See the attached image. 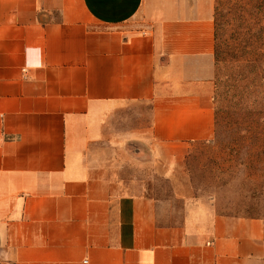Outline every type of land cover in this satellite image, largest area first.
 <instances>
[{"label":"crops","instance_id":"crops-1","mask_svg":"<svg viewBox=\"0 0 264 264\" xmlns=\"http://www.w3.org/2000/svg\"><path fill=\"white\" fill-rule=\"evenodd\" d=\"M215 50L214 0H0V264H264L263 218L154 190L215 136Z\"/></svg>","mask_w":264,"mask_h":264},{"label":"rangeland","instance_id":"rangeland-1","mask_svg":"<svg viewBox=\"0 0 264 264\" xmlns=\"http://www.w3.org/2000/svg\"><path fill=\"white\" fill-rule=\"evenodd\" d=\"M214 3L216 133L191 143L173 178L159 169L154 190L161 197L177 191L205 200L218 213L264 219V0ZM147 120L142 108L127 123Z\"/></svg>","mask_w":264,"mask_h":264},{"label":"trees","instance_id":"trees-1","mask_svg":"<svg viewBox=\"0 0 264 264\" xmlns=\"http://www.w3.org/2000/svg\"><path fill=\"white\" fill-rule=\"evenodd\" d=\"M215 56H216V53H215Z\"/></svg>","mask_w":264,"mask_h":264}]
</instances>
